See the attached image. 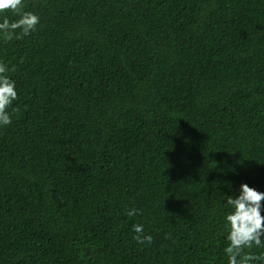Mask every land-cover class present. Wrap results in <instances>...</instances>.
I'll return each instance as SVG.
<instances>
[{
  "label": "trees",
  "instance_id": "1",
  "mask_svg": "<svg viewBox=\"0 0 264 264\" xmlns=\"http://www.w3.org/2000/svg\"><path fill=\"white\" fill-rule=\"evenodd\" d=\"M22 5L36 30L0 33V264H229L227 197L264 193V0Z\"/></svg>",
  "mask_w": 264,
  "mask_h": 264
},
{
  "label": "clouds",
  "instance_id": "2",
  "mask_svg": "<svg viewBox=\"0 0 264 264\" xmlns=\"http://www.w3.org/2000/svg\"><path fill=\"white\" fill-rule=\"evenodd\" d=\"M22 0H0V13L11 11L18 14L20 18L10 22L7 18L0 23V33L7 40L21 39L34 32L39 24L40 18L32 12L22 11ZM19 30V35H16ZM9 71L6 64H0V127H6L12 123V113L8 109L18 98L15 81L6 74ZM11 71H15L13 67ZM18 109H13V113ZM264 193L250 188L246 184L241 185V194L238 198L227 197L226 203L233 208V212L227 215L226 220L230 227L228 234L229 245L225 248L229 264H252L254 261L264 262V255H254L246 252L253 245L264 247V216L261 215ZM137 209L127 210L129 217L140 215ZM133 231L136 235L134 240L139 244L152 243V237L144 234L143 225L134 224Z\"/></svg>",
  "mask_w": 264,
  "mask_h": 264
}]
</instances>
